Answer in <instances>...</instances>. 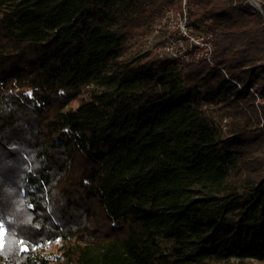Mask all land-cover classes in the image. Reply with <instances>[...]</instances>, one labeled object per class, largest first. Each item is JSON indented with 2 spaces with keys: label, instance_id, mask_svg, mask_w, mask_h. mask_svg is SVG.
I'll list each match as a JSON object with an SVG mask.
<instances>
[{
  "label": "trees",
  "instance_id": "1",
  "mask_svg": "<svg viewBox=\"0 0 264 264\" xmlns=\"http://www.w3.org/2000/svg\"><path fill=\"white\" fill-rule=\"evenodd\" d=\"M183 2L0 0V264L264 263V13L186 0L213 65L131 51Z\"/></svg>",
  "mask_w": 264,
  "mask_h": 264
},
{
  "label": "rangeland",
  "instance_id": "2",
  "mask_svg": "<svg viewBox=\"0 0 264 264\" xmlns=\"http://www.w3.org/2000/svg\"><path fill=\"white\" fill-rule=\"evenodd\" d=\"M175 24H176V22L174 19L169 20L168 22H165V23L160 20V22H158L156 24L153 32L149 36H147L144 40H142L141 42H137V44H135L133 46V48H131V51L133 53L151 52L153 58L154 57L167 58L169 56V54H168L169 47L172 45L171 40L173 39V37L175 39L178 38V28L175 26ZM74 104H75V102H74ZM218 121L221 123L220 125L224 128V132H226V130H227L226 126H227L228 120L218 119ZM261 127H264L263 123H262ZM74 172H75V168H74ZM70 179L73 181L74 185H76V183L78 182V177L75 174L73 176H71ZM63 181H65V180L63 179ZM57 187H59V191L57 193V195H58V194H61V191H63V187L62 186L60 187L58 185V183H57ZM71 189L75 190V189H77V186L71 187ZM54 201H55V199H54ZM87 209L91 210L93 212V214H90V215H92L90 221H88V222L85 221L86 225H88L90 227H94L98 224H100V226L104 225L103 214L100 211V207L98 204L88 203L86 205H82L81 203L78 202V204H75L74 212L83 213L82 215L85 216L86 214H84V213ZM59 210L60 209L58 207V211ZM77 218H78L77 219L78 221L80 219H82V217L80 218L79 215L77 216ZM83 222H84V219H83ZM102 233L105 235L110 234L107 226H105V225L103 226ZM111 236L123 237L124 234L114 235L112 233ZM230 264H241V263L233 261ZM246 264H264V263L257 262V261H250V262H247Z\"/></svg>",
  "mask_w": 264,
  "mask_h": 264
},
{
  "label": "built area",
  "instance_id": "3",
  "mask_svg": "<svg viewBox=\"0 0 264 264\" xmlns=\"http://www.w3.org/2000/svg\"><path fill=\"white\" fill-rule=\"evenodd\" d=\"M172 19L175 20V26L178 28V38L175 39L173 37V39L171 40L172 45L169 47V56L167 58L180 62H189L192 60H207L213 65V63L211 62L214 50L212 37L211 35L206 33H194L192 31L187 18L186 0H184L183 2L182 10L170 9L161 18V21L165 23ZM223 73L226 74L225 71H223ZM231 82L238 85L234 80H231ZM239 89L242 90L240 86ZM249 91L257 96L254 89L250 88ZM258 101L264 105V100H260L258 98Z\"/></svg>",
  "mask_w": 264,
  "mask_h": 264
},
{
  "label": "snow or ice",
  "instance_id": "4",
  "mask_svg": "<svg viewBox=\"0 0 264 264\" xmlns=\"http://www.w3.org/2000/svg\"><path fill=\"white\" fill-rule=\"evenodd\" d=\"M6 234L7 233H6L4 224L0 223V251H2L6 247V243H5ZM13 243H15L18 246L20 251H24V252L29 251L28 244L30 242H26L23 238L14 239ZM48 243H52V242L49 241ZM41 246H43V245H38V244L33 245V247H41Z\"/></svg>",
  "mask_w": 264,
  "mask_h": 264
},
{
  "label": "water",
  "instance_id": "5",
  "mask_svg": "<svg viewBox=\"0 0 264 264\" xmlns=\"http://www.w3.org/2000/svg\"><path fill=\"white\" fill-rule=\"evenodd\" d=\"M249 3L251 4V6H252L254 9H256V10H258L259 12L263 13V10H262L261 5H259L256 1H254V0H249Z\"/></svg>",
  "mask_w": 264,
  "mask_h": 264
}]
</instances>
